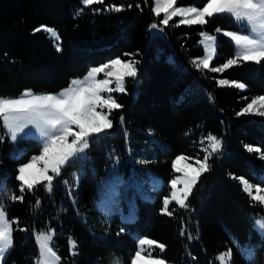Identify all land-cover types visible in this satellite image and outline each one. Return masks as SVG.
Masks as SVG:
<instances>
[{
    "label": "trees",
    "instance_id": "obj_1",
    "mask_svg": "<svg viewBox=\"0 0 264 264\" xmlns=\"http://www.w3.org/2000/svg\"><path fill=\"white\" fill-rule=\"evenodd\" d=\"M204 2L177 0L178 6H202ZM111 4L123 5L124 10L103 11ZM150 4L151 0L148 5L144 0H105L104 5H93L75 16L81 0H0V96L16 97L25 89L59 92L91 67L115 57L129 59L124 53H138L135 59L140 61L138 78L126 80L127 92L113 93L123 108L113 111V128L90 144L87 159H77L66 167L51 193L38 187L35 192H25L23 202H11L0 194L9 219L18 218L19 227L28 229L14 231V248L4 264H34L37 246L33 230L47 228L56 230L57 253L67 264H97L107 253L121 255L128 264L136 249L133 233L163 243L165 250L156 249L154 255L170 264H217L216 256L229 249L230 264H264V238L253 228V219L264 215V208L250 201L242 186L229 176L244 177L254 185L264 181V159L245 148L250 145L264 152V118L237 116L251 98L264 95V62L202 75L190 64L191 59L204 55L198 45L199 33L216 34V28L236 31L231 19L217 15L204 26H174L179 20L174 18L162 34H155L148 28L156 19L149 11ZM42 24L59 33L61 52L46 33L33 34ZM216 36L211 66H219L234 54L233 44L223 35ZM219 79L247 87L219 86ZM208 133L222 140V151L210 159L211 170L199 179L189 207L182 209L173 203L169 206L173 215L162 214L163 198L169 195L170 181L176 175L173 161L180 155L202 157L200 140ZM126 135L155 147L145 165L161 186L152 200L136 197L133 221L122 222L114 215L105 232H90L76 213L95 214L92 204L104 182L111 151L123 159L124 172L129 171ZM29 143L36 152L35 143ZM8 146L7 138L0 142V163L9 173L4 189L20 195L14 177L18 164L26 162L31 152L12 159L5 154ZM74 189L76 204L71 201ZM37 199L39 206L35 205ZM121 228L125 231L118 236ZM189 235L193 238L188 239ZM69 237L77 241L75 256L69 250ZM240 247L252 249V259H245Z\"/></svg>",
    "mask_w": 264,
    "mask_h": 264
},
{
    "label": "snow or ice",
    "instance_id": "obj_2",
    "mask_svg": "<svg viewBox=\"0 0 264 264\" xmlns=\"http://www.w3.org/2000/svg\"><path fill=\"white\" fill-rule=\"evenodd\" d=\"M104 3L105 0H81V7L74 15L80 16L86 8ZM144 3L148 5L149 0H144ZM136 7L141 6L137 4ZM123 10V5L116 4L107 5L103 9L108 12ZM92 11L99 13L101 9L92 8ZM149 11L156 18L148 26L150 31L162 32L177 17L179 20L174 26H204L208 19L217 15H227L239 25L236 31L215 29L216 34L222 32L234 45L233 56L219 66H211L216 55L217 36L207 31L199 33L198 43L202 46L204 55L191 59L190 64L202 75L205 72L223 73L244 63L259 65L264 62V0H205L202 6H178L177 0H151ZM40 32L48 34L57 52L62 51L61 37L55 29L43 24L33 29V34ZM137 54L124 53L129 59L115 57L91 67L83 78H72L66 87L56 93H36L32 89H25L16 97L0 96V142L7 138L15 143L19 139L31 137L37 139L40 144L38 154L32 155L27 162L18 164L14 179L19 181L20 195L7 192L2 186L0 194L6 195L11 202H23V194L35 192L38 187L51 193L54 181L62 176L66 167L77 159H86L85 154L90 144L113 128V120L110 118L113 111L123 108L113 93H126V80L128 78L136 80L139 76L140 61L135 59ZM101 75L103 78H99ZM217 83L219 86L240 90L247 87L242 82L229 79H219ZM241 115L264 117V95L251 98L250 102L237 112V116ZM123 121L124 117L121 116V124ZM200 144L203 146L202 157L180 155L173 161L172 168L179 175L170 181V194L163 198L162 214L173 215L174 209L170 211L169 208L173 202L182 209L189 207V197L199 179L211 170L210 159L219 154L223 147L222 140L212 133L202 137ZM245 148L250 153H260V158L264 159V152H261L259 147L245 145ZM190 160L194 163H189ZM229 176L242 186V192L247 194L250 201L264 205V187L261 186L264 185V181L254 185L244 177H237L231 173ZM64 183L68 184V181ZM39 204L40 200L37 199L35 205ZM256 226L264 235V217L256 220ZM16 230L28 231L19 227L18 218L9 219L6 205L0 199V264H4L6 255L14 248L13 234ZM55 231L53 228L33 230L37 246L34 264H61V257L52 246ZM124 231L125 229L121 228L117 235ZM180 234L185 235V230L182 229ZM192 238L191 235L188 236V239ZM136 243L137 248L129 257L128 264H166L164 259L153 256L155 249H159L160 252L165 250L166 246L163 243H158L147 236L138 237ZM68 244L70 253L73 256L77 255V241L69 237ZM242 252H246L249 259L251 258V249H242ZM231 256L232 251L229 249L215 259L218 264H230ZM111 264L122 262L119 257L114 256Z\"/></svg>",
    "mask_w": 264,
    "mask_h": 264
},
{
    "label": "rangeland",
    "instance_id": "obj_3",
    "mask_svg": "<svg viewBox=\"0 0 264 264\" xmlns=\"http://www.w3.org/2000/svg\"><path fill=\"white\" fill-rule=\"evenodd\" d=\"M218 16L228 17L227 15H218ZM231 21L238 30L239 25H237L232 19ZM151 31H153V33L155 34H162V32L159 30H151ZM215 35H223V34L221 32L220 34H215ZM227 39L230 41L229 38ZM199 47L202 48V46L200 45ZM99 78H103V76L101 75ZM250 116H255V115H250ZM259 118H264V117H259ZM30 141H33L35 143V147H36L35 150L37 149L36 152H32L33 146L30 145L29 143ZM8 142H9V146L5 154L12 159H20L24 154L31 152L28 156L29 159L32 155L39 153L40 144L37 139L26 137L23 139H19L15 143L11 142L10 140H8ZM202 147H200V150L202 149ZM154 153H155V147L152 145V143L150 145L149 143H146V141L138 140L134 135H126V158L129 163V171L125 173L124 172L125 168L123 166V159L118 155L114 154L112 151L110 152L107 158L104 182L101 184L102 187L97 192L95 200L92 204V208L96 211L95 214L86 216L85 214L79 211H77L76 213L77 216L81 218L82 222L86 225L87 229L90 232H99V233L105 232L108 229L110 220L114 215H116L119 218V220L122 222L133 221L135 219L136 197H138L141 200H152L154 198V193L161 186V181L154 174V172L147 165H145V163H141V161H145L148 157L153 156ZM202 154L204 153L202 152ZM85 155L87 159L88 158L87 151ZM78 160H85V159H78ZM146 162L148 163V161ZM189 163H194V161L190 160ZM175 174H176L175 176L179 175V173L176 172ZM8 175L9 173L7 172L6 167L0 163V186H2L3 188L5 187L6 178ZM17 182L19 183V181ZM74 194H76V189H74L71 192V201L73 204H76V199L74 197ZM0 199H2L1 196ZM262 206L264 208V205ZM261 217H264V215L260 214L259 216L253 219V228L257 231V233L261 237L264 238V235H262L261 230H259L258 227L256 226V220ZM138 237H143V235L138 233L131 234V238L135 241V243L137 242ZM52 246L54 250L57 251L55 237ZM136 248H137V243H136ZM242 249H250V248L240 247L238 248V250L245 259L247 260L252 259L254 255L253 250L251 249L252 255L251 258L249 259L246 252H242ZM155 253H156V249L153 251V256L161 258V256L154 255ZM114 256L119 257L122 264H124L123 257L121 255L113 254V253L105 254L103 259L97 261V264H111V260ZM216 262L218 264L217 260ZM61 264H67V261L65 262L61 261ZM166 264H170V263L166 262Z\"/></svg>",
    "mask_w": 264,
    "mask_h": 264
}]
</instances>
